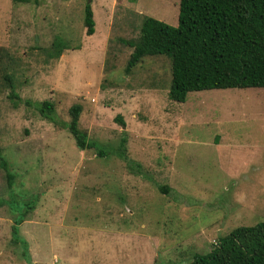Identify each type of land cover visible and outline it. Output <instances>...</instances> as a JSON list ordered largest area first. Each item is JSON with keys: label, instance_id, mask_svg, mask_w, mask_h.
I'll return each mask as SVG.
<instances>
[{"label": "rangeland", "instance_id": "1", "mask_svg": "<svg viewBox=\"0 0 264 264\" xmlns=\"http://www.w3.org/2000/svg\"><path fill=\"white\" fill-rule=\"evenodd\" d=\"M86 1L0 0V264H185L262 219L264 87L173 101L169 58L125 73L122 40L178 0H90L89 35Z\"/></svg>", "mask_w": 264, "mask_h": 264}, {"label": "trees", "instance_id": "2", "mask_svg": "<svg viewBox=\"0 0 264 264\" xmlns=\"http://www.w3.org/2000/svg\"><path fill=\"white\" fill-rule=\"evenodd\" d=\"M89 1L82 16L87 35L94 25ZM122 41L131 48L125 73L146 55L169 58L166 94L173 101H184L189 91L264 87V0H178L175 26L143 16L137 37ZM37 109L47 115L52 107L42 101ZM79 111L78 104L69 107L67 129L82 150L92 142L77 126ZM116 119L123 124L119 116ZM185 264H264V214L252 225L233 228L208 252L194 253Z\"/></svg>", "mask_w": 264, "mask_h": 264}, {"label": "crops", "instance_id": "3", "mask_svg": "<svg viewBox=\"0 0 264 264\" xmlns=\"http://www.w3.org/2000/svg\"><path fill=\"white\" fill-rule=\"evenodd\" d=\"M158 187H164V186H158ZM160 189V188H159ZM161 190V189H160Z\"/></svg>", "mask_w": 264, "mask_h": 264}]
</instances>
